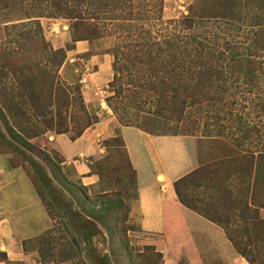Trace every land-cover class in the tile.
<instances>
[{
    "label": "trees",
    "instance_id": "obj_1",
    "mask_svg": "<svg viewBox=\"0 0 264 264\" xmlns=\"http://www.w3.org/2000/svg\"><path fill=\"white\" fill-rule=\"evenodd\" d=\"M148 1L0 0V11L12 8L22 16L18 21L25 20L11 25L16 32L8 34L9 47L0 48V146L24 156L49 211L52 200L63 202L54 183L57 163L39 152L48 171L31 157L32 140L52 132L75 141L98 118L88 112L79 85L59 79L66 50L53 49L44 39L40 18L68 20L73 43L104 36L123 41L109 49L112 79L106 98L120 126L156 136L200 133L211 139H219L224 129L232 136L233 129L238 147L251 131L261 132L257 126L264 132V0H208L200 17L172 21L161 20L163 0ZM167 24H172L169 31ZM111 140L125 148L121 136ZM260 148H247L237 154L241 157L230 149L227 159L201 163L173 183L178 203L220 228L248 264H264Z\"/></svg>",
    "mask_w": 264,
    "mask_h": 264
},
{
    "label": "rangeland",
    "instance_id": "obj_2",
    "mask_svg": "<svg viewBox=\"0 0 264 264\" xmlns=\"http://www.w3.org/2000/svg\"><path fill=\"white\" fill-rule=\"evenodd\" d=\"M207 1L163 0L161 20H178L187 15L200 17ZM11 9L0 11V48H3L2 45L9 47L8 42L16 32L10 29L11 25L25 21H18L22 16ZM151 11V14L155 13L156 8H152ZM39 23L44 39L52 48L66 50L65 61L58 71L59 79L67 85H79L84 104L90 115L98 118L97 123L110 122V119L114 118L112 123L117 124L115 137H120V124L107 107L106 98L109 96L108 84L112 79V57L109 49L115 43L123 41L112 36H104L99 40L73 43L68 20L40 18ZM6 27L9 31H6ZM159 27L160 24H156L154 29ZM167 27L169 31L172 24H167ZM79 46H83V52L78 49ZM82 79L85 82L82 83ZM218 125L222 126L223 122ZM228 125L233 123L229 122ZM93 126L94 124L91 127ZM257 127V130L262 132L263 128ZM224 130L219 139L201 137L200 133H197L194 136L179 135L183 137L180 141L173 139L149 141L147 136L130 132L127 135L130 147L136 150L138 155H143L144 162L143 167H140L143 173H139L137 184L126 149L119 140L113 141L111 138L99 140L97 143L94 141L93 144L99 145L103 151L101 158L83 156L81 159L66 160L57 152L58 145L54 143L55 141L52 142L55 134L47 132L40 138L32 140L36 151L31 157L42 163L48 171L50 168L42 161L39 152L46 153L57 163L54 172L57 174V180L55 179L54 183L59 190L58 198L60 197L63 202L52 200L54 205L52 211L40 201L32 182L33 171L24 156L0 146V168L3 171L0 177V200L7 201L13 206L20 202L31 206L28 213L32 218H25L24 224L32 230V234H37L38 230L49 225L42 235L30 241L28 245L42 264H248L233 249L220 228L214 226L216 233L211 225L199 216H189L173 225V222H167L168 235L145 234L139 224L137 185L144 181L152 182L147 172L149 168H154L153 155H159V159L164 160L167 167L173 161V155H176L179 161L183 160L184 165L189 160L194 162L196 160L198 167L201 163L215 159H227L226 157L232 154L234 157H241L243 155H237L241 151L247 148L255 150L264 142V139L260 141L256 139L261 132L251 131L241 147H238L234 140L236 132L232 129L234 135L231 136L225 134L227 130ZM155 132L159 134L161 128ZM262 133L264 136V132ZM241 135L238 134L239 137ZM69 136L66 135L68 140ZM230 149H233L232 154L228 152ZM81 165L87 166L90 171L88 175L93 174L98 180L92 184L84 183L76 169V166ZM16 166L18 168H14ZM168 172L174 176L173 171ZM180 172L183 171H178L177 174ZM160 177L157 182L161 186H166L167 182L162 183ZM157 189L159 190V187ZM169 190L170 187L167 186V192ZM60 204L69 206L76 214L67 209L62 210V207L58 209ZM34 209H38L41 215L39 219L38 212H32ZM261 214L264 216V210ZM79 216L86 221L84 224H80ZM181 225L188 229L186 235L182 234ZM171 229L180 232H171Z\"/></svg>",
    "mask_w": 264,
    "mask_h": 264
},
{
    "label": "crops",
    "instance_id": "obj_3",
    "mask_svg": "<svg viewBox=\"0 0 264 264\" xmlns=\"http://www.w3.org/2000/svg\"><path fill=\"white\" fill-rule=\"evenodd\" d=\"M79 48L82 50V52L84 51L83 46H79L78 49ZM110 120V122L104 121L94 124L93 127L88 128L75 141L68 140L66 135H55L54 138H52V142L55 141L54 143L58 145L57 152L66 160L68 158L81 159L83 156L101 158L103 151H101L99 145L96 146L93 143L94 141L97 143L99 140H109L116 136L115 132L117 129V124L115 125L112 123L114 118H111ZM130 132H136L137 134L144 137L147 136L149 137V141L154 139H173L180 141L183 138L180 136L156 137L135 128L120 126V136L123 139L129 162L135 172L136 184L137 180L139 179V173H143L140 171V167H143L144 162H142L143 155H138L136 150L130 147V144L127 140V135L130 134ZM99 136L102 137L97 139ZM173 156V161L169 164V167H167L168 165H165L164 160L159 159V155H153L154 168H149L147 172L152 182L144 181L137 185L138 206L140 210L139 224L141 231L145 234L168 235L169 230L167 232L166 229L167 222H173V225L175 223L182 222L184 218L186 219L189 216H198L197 214L185 209L178 203L173 189V183L177 179L185 176L197 167L196 160L195 162L189 160L187 161V164L184 165L185 162L183 160L179 161L176 159V155ZM76 164L77 163H75V165ZM76 169L80 173L81 179L84 183L88 182V184H92L98 180V178L93 174L88 175L90 174V171L87 166H76ZM168 170L173 171V177L170 175ZM178 171L183 172L177 174ZM2 174L3 171L1 169L0 177ZM160 176L165 178V183L167 182L166 186H161V184L158 183ZM167 186L170 187L168 192ZM158 187L159 190L157 189ZM30 209L31 206H27L25 202H20L19 204L13 206L7 201L0 200V255H2V258H0V264H42L36 253L30 250L28 245L30 241L42 235L48 229L49 225L38 230L37 234H32V230L29 229L26 224H24L25 218H32V216H29L28 213ZM35 211L38 212L37 216L39 219L41 215L38 209L32 210V212ZM206 223H209L213 228L212 230H215V225L208 221ZM180 227H182V225ZM174 231L176 230L171 229V232ZM181 232L182 234L186 235L188 233V229L183 226Z\"/></svg>",
    "mask_w": 264,
    "mask_h": 264
},
{
    "label": "bare ground",
    "instance_id": "obj_4",
    "mask_svg": "<svg viewBox=\"0 0 264 264\" xmlns=\"http://www.w3.org/2000/svg\"><path fill=\"white\" fill-rule=\"evenodd\" d=\"M160 179H161V181H162V182H164V181H165L163 176H161V177H160Z\"/></svg>",
    "mask_w": 264,
    "mask_h": 264
},
{
    "label": "built area",
    "instance_id": "obj_5",
    "mask_svg": "<svg viewBox=\"0 0 264 264\" xmlns=\"http://www.w3.org/2000/svg\"><path fill=\"white\" fill-rule=\"evenodd\" d=\"M81 82L83 83V82H85V80H84V79H82V81H81Z\"/></svg>",
    "mask_w": 264,
    "mask_h": 264
}]
</instances>
